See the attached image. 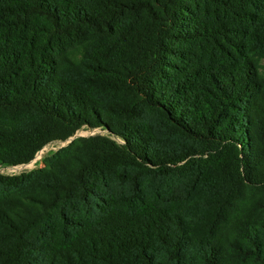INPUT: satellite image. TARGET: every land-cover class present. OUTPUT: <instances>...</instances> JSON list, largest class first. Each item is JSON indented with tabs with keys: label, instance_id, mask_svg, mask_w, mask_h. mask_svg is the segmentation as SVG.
Returning <instances> with one entry per match:
<instances>
[{
	"label": "trees",
	"instance_id": "16d2710c",
	"mask_svg": "<svg viewBox=\"0 0 264 264\" xmlns=\"http://www.w3.org/2000/svg\"><path fill=\"white\" fill-rule=\"evenodd\" d=\"M85 127L0 172V264H264V0H0V166Z\"/></svg>",
	"mask_w": 264,
	"mask_h": 264
},
{
	"label": "rangeland",
	"instance_id": "374dc122",
	"mask_svg": "<svg viewBox=\"0 0 264 264\" xmlns=\"http://www.w3.org/2000/svg\"><path fill=\"white\" fill-rule=\"evenodd\" d=\"M108 131L106 130H101V129H90L88 127L83 128L82 130H80L78 132L77 135H83V136H90V135H95V134H105ZM116 139H118L119 141H121L120 138L115 137ZM72 141V139L68 140V141H55L49 145H47L43 150H41L36 158L31 161L30 163L27 164H22V165H18V166H6V167H0L2 170V173L5 174H14V173H21L24 171H28V170H32L38 167H43L44 166V158L45 156H47L48 154H51L54 151H58L59 149H61L62 147L67 146L70 142Z\"/></svg>",
	"mask_w": 264,
	"mask_h": 264
},
{
	"label": "water",
	"instance_id": "95a60500",
	"mask_svg": "<svg viewBox=\"0 0 264 264\" xmlns=\"http://www.w3.org/2000/svg\"><path fill=\"white\" fill-rule=\"evenodd\" d=\"M78 136H81V135H76L75 137L72 138V141H73L76 137H78Z\"/></svg>",
	"mask_w": 264,
	"mask_h": 264
},
{
	"label": "built area",
	"instance_id": "2783aa9c",
	"mask_svg": "<svg viewBox=\"0 0 264 264\" xmlns=\"http://www.w3.org/2000/svg\"><path fill=\"white\" fill-rule=\"evenodd\" d=\"M0 167H1V166H0ZM1 170H2V169L0 168V172H1Z\"/></svg>",
	"mask_w": 264,
	"mask_h": 264
}]
</instances>
